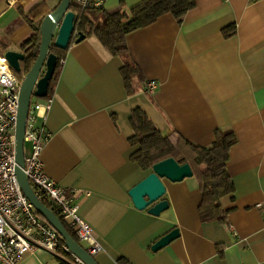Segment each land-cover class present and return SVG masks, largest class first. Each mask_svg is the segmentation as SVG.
Masks as SVG:
<instances>
[{"label":"crops","instance_id":"1","mask_svg":"<svg viewBox=\"0 0 264 264\" xmlns=\"http://www.w3.org/2000/svg\"><path fill=\"white\" fill-rule=\"evenodd\" d=\"M93 1L106 11L122 4L130 11L143 0ZM60 2L0 0V33L21 49L34 34L22 13L45 3L49 14ZM196 4L182 24L167 14L127 37L145 80L158 83L154 94L141 89L128 96L122 60L94 35L64 54L44 123L52 137L41 160L49 178L76 191L80 215L103 247L98 264H264V214L256 208L264 201V0ZM233 26L236 33L225 36ZM136 108L163 134L175 130L201 147L211 146L219 129L235 133L227 164L235 193L221 199L230 228L202 221L196 177L164 181L170 207L160 216L135 208L129 192L151 173L132 160ZM174 229L180 238L153 252ZM20 264L68 263L39 250Z\"/></svg>","mask_w":264,"mask_h":264},{"label":"trees","instance_id":"2","mask_svg":"<svg viewBox=\"0 0 264 264\" xmlns=\"http://www.w3.org/2000/svg\"><path fill=\"white\" fill-rule=\"evenodd\" d=\"M196 0H143L141 4L131 9H125L124 4L119 8L106 11L103 8H83L78 4H71L70 10L75 13V32L86 36L94 35L99 42L113 56L123 62L122 76L128 96H133L141 89L146 95L148 82L130 55L127 44L129 34L154 24L164 15H172L178 24H182L185 17L196 8ZM48 14L45 3L37 5L28 13H22L25 21L31 26L34 34L21 45V50L26 54V60L22 63V72L17 74L22 78L32 68L37 58V45L39 42L40 22ZM236 33V27L224 29L225 36ZM52 53L58 57L56 71L50 83L48 96L51 98L55 88V81L59 76L62 61L66 51L52 48ZM0 54L2 51L0 49ZM130 123L133 128V136L130 144L137 150L132 156L143 171L152 172L153 167L167 159L173 158L180 165L189 164L197 178L202 194V203L199 207L203 222L218 221L226 228L228 224L229 210H224L221 199L235 193V185L227 171L230 159V151L237 144V137L232 130H217L215 142L209 147H201L186 140L177 131L172 130L163 134L153 123L144 110L136 108L132 111ZM42 201L52 208L57 216L59 214L48 198ZM39 219L51 226L48 221L38 213ZM69 234L78 242L74 229L59 216ZM52 227V226H51ZM121 264H125L122 261Z\"/></svg>","mask_w":264,"mask_h":264},{"label":"built area","instance_id":"3","mask_svg":"<svg viewBox=\"0 0 264 264\" xmlns=\"http://www.w3.org/2000/svg\"><path fill=\"white\" fill-rule=\"evenodd\" d=\"M70 2L84 9L92 6L100 8L102 5L93 0ZM25 75L18 77L5 55L0 54V264H20L27 254L39 250L59 256L68 264H85L70 251L53 227L39 219L35 207L27 199L17 180L16 129ZM41 77L42 75L39 79ZM157 88V82H148L149 94H154ZM36 89L35 87L34 92ZM52 104V98L32 96L25 132V146L26 143L30 144V149L25 150L23 172L38 199H49L59 216L74 229L79 244L84 245L87 252L96 258L103 247L95 237L91 225L80 215V206L74 197L76 191L68 193L44 173L41 154L52 137L44 123ZM40 122L42 126L39 125ZM256 208L264 214V201L258 203Z\"/></svg>","mask_w":264,"mask_h":264},{"label":"water","instance_id":"4","mask_svg":"<svg viewBox=\"0 0 264 264\" xmlns=\"http://www.w3.org/2000/svg\"><path fill=\"white\" fill-rule=\"evenodd\" d=\"M70 8V0H61L60 4L43 19L40 25L37 58L30 71L25 75L21 88L16 129V175L18 183L27 199L33 204L37 213L43 216L61 235L70 251L83 260L85 264H98L95 257L91 256L69 234L53 209L38 199L23 172L25 166V132L31 99L33 95L38 98H46L48 96L50 83L56 71L58 57L51 50L52 48H57L66 51L73 43H80L86 38V35L83 33L76 34V15ZM5 58L15 73L21 74V65L26 60V54L8 51L5 54ZM41 75L42 77L39 79ZM35 87L37 89L34 92ZM193 177L194 172L189 164L180 165L175 159L170 158L156 164L152 172L130 190L129 196L137 210H147L150 215L158 217L170 207L169 202L164 199L167 193L164 181L181 183ZM180 236L179 229L172 230L153 245L152 251H160L173 241L179 239Z\"/></svg>","mask_w":264,"mask_h":264},{"label":"rangeland","instance_id":"5","mask_svg":"<svg viewBox=\"0 0 264 264\" xmlns=\"http://www.w3.org/2000/svg\"><path fill=\"white\" fill-rule=\"evenodd\" d=\"M0 49L3 53L2 55H5L8 51H15V52L21 51L20 47L13 40H8V37H5L1 33H0ZM29 149H30V144L26 143L25 150L28 151Z\"/></svg>","mask_w":264,"mask_h":264}]
</instances>
